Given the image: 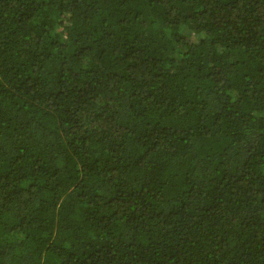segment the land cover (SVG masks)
Wrapping results in <instances>:
<instances>
[{
  "label": "trees",
  "instance_id": "16d2710c",
  "mask_svg": "<svg viewBox=\"0 0 264 264\" xmlns=\"http://www.w3.org/2000/svg\"><path fill=\"white\" fill-rule=\"evenodd\" d=\"M0 264H264V0H0Z\"/></svg>",
  "mask_w": 264,
  "mask_h": 264
}]
</instances>
